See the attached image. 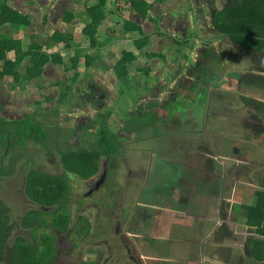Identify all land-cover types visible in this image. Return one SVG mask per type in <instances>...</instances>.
Masks as SVG:
<instances>
[{
	"label": "rangeland",
	"instance_id": "1",
	"mask_svg": "<svg viewBox=\"0 0 264 264\" xmlns=\"http://www.w3.org/2000/svg\"><path fill=\"white\" fill-rule=\"evenodd\" d=\"M61 1L30 0L25 5L34 9L39 8L41 11L39 15L30 12L29 17L34 25L31 24L30 28L6 27L0 29V32L12 36L15 41L20 43L16 49H21L23 55L19 57L20 62L17 69L22 76H25L31 67L30 58L26 54L32 43L37 41L44 46L49 43L45 52L53 56L59 55L65 62L62 66L53 65L51 78L58 75V79L64 78L65 81V76L70 75L73 77L70 79H74L73 83L76 85L86 83L87 79L92 80V77L96 78L97 81L106 84L109 88L108 104L110 107L120 100V105H125L129 110L135 103V98L127 89L126 94L121 96V81L123 79H119L115 69L125 54L135 56V59L127 65L129 73L127 77L131 78L134 83L142 85L146 84L147 79H150V84L153 86L160 82L166 86H172L184 76L183 70L188 69L198 80L186 82L188 87L183 84L182 87L202 90L198 95V92L191 90L193 105L189 106L190 104H188L187 108H184L185 103L181 106L177 102L174 106L180 111L173 115L170 114L168 117L165 114L166 110L163 111V121L171 119L173 116L185 117V121H183L191 125L189 130L192 133H188L189 137L178 133L179 138L173 137L172 144L168 143L164 137L165 132L157 124L153 132L148 133L145 138H140L147 142L133 141L128 145V148H138L149 156L153 151L160 155L162 160L163 157L174 155L173 145L178 149L188 145L187 151L184 150V154L181 156V158L183 155L185 157L182 159L183 163L180 167L174 166V164L170 165L169 160L159 162L156 158H153L154 164L151 166L152 160L147 163V154L139 155L134 152L133 155L129 153L118 159V163H122L119 165V169L117 171L110 170L106 183L101 184L98 190L94 187L103 175V171L110 164L107 156L102 157V167L97 176L89 179L85 184H82L78 179L81 178L80 176L76 177L74 209L84 207L81 200L80 206L77 203L79 195L80 198L87 197L86 204L88 206H85L84 210L81 209L82 212L75 213L74 210V219L83 214L85 218L90 219L94 230L91 237L89 236L83 244H80L74 253L63 254L61 264H80L83 258L84 261L93 262L96 260L98 252L103 253L105 259L109 258V264H132L130 255L136 257L141 264L144 261L143 257L162 258L164 251L170 245L162 239L163 235L160 238V233L151 228L158 229L159 225L162 227L166 219H168L167 225L169 226L166 228V237L163 238H169L170 241L177 238V240H185L186 243L191 242L192 244L179 242L175 244L176 248L171 253V257L168 255L170 252L165 255L169 259L171 258L173 264H186L183 261L186 259V251L190 252L187 256L192 260L195 258L194 254L199 250L202 251L201 246L193 243L195 241L192 239L197 236L195 232L199 233L202 229L199 224L202 214H199L197 209H203L202 212H204L210 205L211 200L206 202L204 194L209 192L219 194V190L226 188V185L229 187L228 192L232 193L235 184L222 183V181L227 179L226 176L229 178L237 176L239 169L234 167L238 164H247L246 166L251 167L250 178L256 179L258 176H264V133H256L252 129H247L243 124L245 118L249 117V110L253 109L240 100L241 96H246L264 101V90L258 87L242 86L238 88L237 86L240 75L252 72L253 62L244 45L247 38L243 39L242 37L250 30L249 26L251 25L245 22L243 25L237 26L239 21L234 24L231 20L232 31L237 34L233 38L230 35L214 32L209 13L207 12L205 15L196 13L202 8L206 10L207 7L204 6L206 4H202L205 3V0H161V2L147 0L153 4L151 10L148 11L150 17L156 22L161 18L158 23L151 20L150 17L141 20L138 13H133L131 4L126 3L137 0H106V14H109V17L99 29L102 44H97L94 47L92 42L82 35L85 28L83 21L88 19L87 9L99 0H76L75 7L72 5L70 8V13L74 14L73 20L64 21L63 16L56 15L55 23L51 20L43 22L45 17L52 18L53 10ZM226 1L213 0L215 8L219 11L224 8ZM115 2H121L122 7L118 9ZM246 4L247 7L242 10L241 14L247 18L251 16V19L254 17V20H259L264 13V0H247ZM135 20L140 22L141 29L145 33L143 35L147 44L143 51L139 50L136 45V41L142 38L140 29L129 33L124 28L128 21ZM72 23L77 24L72 27L70 26ZM58 29H63V33L67 32L69 35L75 36V42H72L74 47L71 50H67L64 43L58 44L53 41L52 37ZM76 46L82 50V56L79 59L76 57ZM200 50L204 53L209 51L212 55H202ZM17 58V50L8 53L7 61L0 62V72L5 66L13 67ZM254 73L261 74L255 69ZM186 76L189 77L188 73ZM55 80L48 79L44 84L45 88L43 89L48 90V95L53 90L48 87H52V82ZM0 83L9 87L10 92L15 94L17 100L28 102L31 106V108L27 106L28 112L38 109L34 107V101L36 99L41 101V98L31 99V97L37 94L39 96L44 90L40 91L37 88V81L29 84L30 82L23 78L21 82L17 83L14 76L5 75L3 78L0 77ZM14 85L27 88L11 89ZM109 85L112 87L110 88ZM57 89L63 92L67 88ZM76 89L78 88L70 89L69 100L72 99V104L80 107V102L77 103L80 101V97L76 95L78 91ZM3 91L7 92V88H4ZM179 92L178 90L176 93L179 94ZM199 95L202 98H197ZM177 97L178 95H176ZM0 100L3 99L0 98ZM169 102L173 104L174 100L171 99ZM61 109L66 110L64 106H61ZM15 110L16 114H22L24 111V109L17 108ZM137 110H139L138 113L142 111L138 108ZM0 112V117L3 118V111ZM99 112L91 110L90 115L95 117ZM46 116H41L36 120L39 128L36 132L29 130V133H23V138L16 132L5 131L6 129L1 133L0 154L3 156L0 159V198L6 201L12 209L17 222H20L27 211L33 208L30 207V201L24 190L28 173L35 168L53 174L61 173L63 172L62 161H65V157L71 153L69 152L71 149L80 151L78 147L80 146L88 149L89 153L92 151V144L97 142L98 137L96 138L92 129L88 142H85L79 133L74 131L81 127L79 123L66 122L62 126L59 114L51 115L53 117L50 118L55 119L45 120L43 118L40 120ZM117 119L118 124L123 125L128 119V115L124 118L118 116ZM6 122L11 123L9 120ZM132 127L131 124L130 128ZM173 128V124L170 123L165 126V131L168 133ZM6 132L10 133L11 144L5 140ZM143 132L149 131L143 130ZM203 147L212 149L216 154V174L213 181L207 180L209 176L205 172L207 169L206 161L203 159L205 154L201 150ZM196 148L199 150L196 151ZM173 166L176 169L172 168ZM233 168L234 172L231 174ZM179 178H182L181 185ZM245 179L246 181L250 180ZM242 181L245 182V180ZM204 187H212V190ZM92 189H94V194L90 195ZM179 189L181 190L179 191ZM164 193L169 195L166 200L163 199L166 196ZM156 194H159L157 198H155ZM188 194H191L190 202L186 205L179 204L178 200H174ZM204 216L207 218L206 213ZM203 224H205V220ZM257 224L263 225L262 221H257ZM169 231L172 232L171 235H169ZM17 234L26 235L21 227L17 229ZM151 236H157L159 237L157 239H160V243H157V247L153 248L152 252L150 245H146L151 243ZM128 250L132 254H128ZM177 252L181 254L179 255ZM178 259L180 260L178 261ZM192 264H197V262H192Z\"/></svg>",
	"mask_w": 264,
	"mask_h": 264
},
{
	"label": "trees",
	"instance_id": "2",
	"mask_svg": "<svg viewBox=\"0 0 264 264\" xmlns=\"http://www.w3.org/2000/svg\"><path fill=\"white\" fill-rule=\"evenodd\" d=\"M159 1L161 2V0ZM115 3L118 9L122 7L121 2ZM246 3L247 0H227L222 10H217L214 13L212 17L213 26L215 31L223 35H230L232 36L231 38L237 35L232 31L231 20L234 24L239 21L237 26H241L245 22L252 26V28L249 26L250 30L245 36L242 35L243 39L247 38L244 45L253 62L252 72L240 75L237 86L238 88L242 86L258 87L264 90V13L259 20H254V17L251 19V16L247 18L244 14H241L242 10L247 7ZM106 4V0H99L95 5L87 9L88 19L84 20L85 28L82 35L89 39L94 47L97 44H102L99 29L109 17V14H106ZM126 4H131L133 13H138L141 20L150 17L148 11L151 10L153 4L147 0L127 1ZM48 18L46 17V21L49 20ZM73 18L74 14L69 12L66 14L65 20L70 21ZM150 19L153 20L151 17ZM153 21L156 22L155 20ZM30 25L31 20L26 14L24 15L17 8L12 7L9 4V0H0V29L8 26L18 29L19 27H29ZM130 25L132 26L129 27ZM124 28L129 33L140 29L142 38L136 41V45L139 50L143 51L147 42L140 22L138 20L128 21L127 26ZM52 39L56 43H64L67 50H71L74 47L72 42H75V36L69 35L67 32L56 31ZM48 44L44 46L37 41L32 43L29 52L26 54L30 58L31 67L28 69V73L22 76L17 69L20 62L19 57L23 55L21 49H16L20 43L15 41L12 36L0 32V62H6L7 54L15 50H17L18 55L16 62L13 64L14 66H5L3 71L0 72V77L12 75L17 80V83L21 82L23 78L29 82L39 78L49 63H63L61 56H53L45 52ZM81 56L82 50L76 46L77 59ZM134 59L135 56L133 54H125L116 65L115 69L120 79H128L127 65ZM76 61L75 59L74 62L76 63ZM254 69L261 74L256 75ZM68 95L67 92H63L61 101L66 100ZM240 100L253 109L252 111H255V115L245 118L243 124L247 129H252L256 133H264V102L246 96H241ZM113 113V110H110L105 114L106 116L102 117L103 119L101 118V131L98 132L101 135V140L92 144V151L89 153L88 151L82 152L73 149L69 151L71 153H68L65 161H62L64 172L52 174L43 170L33 169L28 173L25 193L34 204V207L23 216L20 222L14 219L12 209L7 202L0 198V264H61L63 254L74 253L82 240L85 241L90 236L92 231L90 219L85 218L83 214L76 216L77 218L74 219V201L72 199L74 184L71 183L70 178L75 175L85 179L95 176L100 171L102 157L114 155L115 137L109 133L107 124ZM30 118L31 116L23 122L14 123H8L5 119L0 118V137H2L1 133L5 129V131L10 130V133L16 132L22 138L23 133H29V130L36 132L37 130L33 129L34 126L30 123ZM131 119L137 120V114H134ZM157 123L158 118L147 122L138 120L134 127L137 126L142 130H146L152 126L156 129ZM180 126L182 133L190 131L189 126L186 127L183 122H180ZM10 133L6 132L4 136L9 144H11ZM201 150L205 154L203 159L206 161V168L214 170V152L207 147H203ZM1 156L3 154H0V159L2 158ZM115 167L116 165L112 161L111 169L114 170ZM250 211H256L253 214L251 213L252 215L250 216H255L256 218H259V214L263 213V210L258 205L257 207H251ZM78 212L80 211L77 210L75 213ZM19 227L28 230L32 238L17 234ZM222 230L226 232L227 238H232L231 230L225 225H223Z\"/></svg>",
	"mask_w": 264,
	"mask_h": 264
},
{
	"label": "flooded vegetation",
	"instance_id": "3",
	"mask_svg": "<svg viewBox=\"0 0 264 264\" xmlns=\"http://www.w3.org/2000/svg\"><path fill=\"white\" fill-rule=\"evenodd\" d=\"M203 4H206V5H204L207 7L206 10L204 8H202V10H200V9L197 10L196 13H198V15H205L208 12L209 18H210V20H212L214 13L217 12V9L214 6L215 3L213 2V0H205V3H203ZM26 12L27 11H24V13H26ZM48 19H49V21L51 20L50 16ZM54 20H56V18H53L51 21L54 22ZM212 25H213V21H212ZM214 32L218 33L215 30H214ZM58 44H60V43H58ZM199 52H201V50ZM201 54L202 55L206 54L207 56L212 55L209 53V51L206 53H204V51H202ZM55 64L62 66L65 64V62H63V63H55V62L49 63L44 68V70L46 72L43 71L42 75L39 78H36L34 80L29 81L30 82L29 84H32L33 82L37 81V88H39L40 91L44 90V92H42L39 96L37 94L36 96L34 95L33 97H31V99L37 98V97L41 98V101L38 99H36L34 101V107L38 108V109L34 110L33 112H28L27 106L29 108H31V106L28 104V102L26 100H17L15 98V94L10 92L9 87H7L5 84L0 83V89L2 88L1 93H0V98L3 99L2 101L0 100V111L1 110L3 111V118H7L5 120H9L11 123L23 122L26 120V118L31 116L30 123H31V125L34 126V127L31 126V127H33V129H36V130L38 129V125H37L38 122L36 120L39 117L47 115L46 117L40 118V120L43 118L45 120L55 119V118H50V117H53L55 114H59L60 119L62 120V121H60L62 123V126H64L63 124H65L66 122H70L72 124L79 123V126H81V127H78V130L75 129L74 131H77L85 142L86 141L88 142V139L90 138V135H91V129H92L95 133L94 135L96 136V138L98 137L97 142H96V143H98L101 140L100 139L101 135L98 133L99 131H101V129H100L101 118L106 116L105 114H107V112H109L110 110H113L114 113L111 114V118L107 124L109 126V128H108L109 133H111L115 137V139H114V143L116 144L115 145V151H114V155L107 156V158L110 161V164H109V166H107L105 171H103V175L101 176L100 180L95 185L94 189L98 190V188L100 187L101 184L106 183V180L108 177V172L110 170L111 171H114V170L117 171L119 169V165L122 164V163H118L119 158L121 159V158L127 156L129 153L133 155L134 152H136V154L139 153V155L147 154L143 150L140 151L138 148L137 149L128 148V145L131 144V142H133V141H137L138 143L145 141V140H140V138L141 137L145 138L148 133L154 131V128L152 126H150L149 128L146 129L149 132L144 133L143 130L140 129V127H137V126L134 127L136 124V121L140 120V122H141L143 120V121L147 122V121H154L155 118H158L157 124H158L159 128L161 129V127H162V131L165 132L164 137H165L166 142L171 143V144L174 140L173 137L179 138V136L177 135L178 133L183 134L187 137H189V135H190L188 133H192L191 131H188L187 133H182V128H180L181 127L180 122H183L186 127L190 126L189 123L184 122L185 117L184 118L183 117L177 118V117L173 116V118L167 119L165 121H163V119H162V116L164 115V112H163L164 110H166V113H165L166 117H168L170 114L173 115V113L180 111V110L176 109V107L174 106L177 102H179L181 104V106L185 103L184 108H187L186 105H188V104H190L189 106L193 105L191 102L192 98L190 95L191 90L198 92L197 95L202 92V90L200 88H183L182 87V84L185 85L186 87H188L186 82H192V81L196 82L198 80L197 77L192 74L191 70L184 69L183 70L184 76L180 80H178L177 82L173 83L172 86H168V85L166 86L163 83L161 84V82L157 83L156 85L153 86V84H150L151 83L150 79H147L146 84H142V85H140L139 83H134L131 80V78H128L127 80L121 81V86H122V89L120 90L121 96H124L126 94V89H127V91L131 93V96L135 98L134 106L130 107L129 110H127V107L125 105H120V103H121L120 100H118V102H116L113 107H110V104H108V99L110 98V93L108 92L109 88L107 87L106 84H103V83L97 81L96 78L92 77V80L87 79L86 83H80V84L78 83L77 85H76V83H73L74 79H70L72 77L70 75L65 76V79H66L65 81L63 80L64 78L58 79V75H54L53 78H51V76H52L51 69H52L53 65H55ZM187 73H188L189 77L186 76ZM48 79L49 80L56 79L54 82H52L53 86L48 87L49 89H53L50 92L51 94H49V95H48V90L43 89V88H45L44 84ZM104 80H106V78H104ZM109 86H110V88L112 87L111 85H109ZM18 87L27 88V87H23L20 85H14L11 87V89L18 88ZM4 88H7V92L3 91ZM57 88H67L63 92H67L68 94L70 92V89L78 88V89H76V90H78L76 95L80 97V101H77V103L80 102L79 105H81V106L77 107L74 104H72V102H73L72 99L69 100L70 95H68V98L66 100L61 101V96H62L63 92H61V90H58ZM123 89L125 92L123 91ZM178 90L180 91L179 94L176 93ZM176 95H178L177 98H176ZM175 98H176V100H175ZM197 98H202V97H201V95H199ZM171 99L174 100L173 104H170V102H169V100H171ZM61 106H64V108L66 110L61 109ZM16 108L17 109H24V111H22V114H16L15 113ZM135 108H136V110H135ZM137 108L141 109L142 111H140V113H138L137 111H139V110H137ZM91 110H98L100 112L97 116L94 117V116L90 115ZM134 114H137V120L131 119ZM51 115H53V116H51ZM126 115H128V119L124 122V124L123 125L118 124L117 117L122 116L124 118ZM185 115H186V112H185ZM195 121H198V120H195ZM169 122L173 124L174 128L170 132L167 133L165 131L166 130L165 126H168V124H170ZM131 124L133 125L132 128H130ZM39 125H41V123H39ZM145 142H147V141H145ZM78 147L80 148V151H82V152L88 151V149L82 148L80 146H78ZM187 149H188V145H184L183 147H181V149H178V148H176L175 145H173L172 150H175L174 155H172L171 157L169 155H168V157H163V160H165V161L169 160L168 163L170 165L174 164V166L180 167L183 163L182 159L185 157L183 155V157L181 158V156H182V154H184V150L187 151ZM197 150H199V149L196 148V151ZM147 158H148L147 163L150 160H152L151 166H153V164H154L153 158H156L159 162H163L160 155L154 153L153 151L151 152V156H149L147 154ZM111 161H114V165H116L114 170L111 169ZM124 162H127V160H124ZM174 166L172 168H174ZM101 167H102V164L100 163V170H101ZM61 168L63 169V172H64L65 171L64 166H61ZM35 169H38V168H35ZM174 169H176V168H174ZM97 174L95 176H97ZM77 176L78 175H75L71 178L69 177L71 179V183L74 184V187L76 186V183H77V181H76ZM95 176H93V177H95ZM93 177H91V178H93ZM91 178L85 179V178L81 177L78 179L81 180L82 184H85V182ZM151 178H152V176H151ZM94 189H92L90 191V193H92L90 195L94 194V192H93ZM24 190H26V189H24ZM72 194H73V196H72V199H73V198H75L74 190H73ZM156 195H158V194H156ZM26 197L28 198L27 194H26ZM84 198H80V195H79V200H77V203L79 206H80L79 203L81 201H82L81 202L82 206H84V207L88 206L86 204V200H88V199H87V197H84ZM74 200L75 199H73V201ZM29 201H30V207H34V204L32 203V201L30 199H29ZM74 206H75V201H74ZM84 207H78L77 209L73 208V211L75 210V212H76L77 210H79L80 212H82L81 209L84 210ZM22 229H24V228H22ZM151 229H155V228L152 227ZM93 230L94 229H92L91 234H92ZM24 233H26V235H22V236H24L26 238H30V239L32 238L31 235L28 233V230L24 229ZM91 234H90V237H91ZM87 238H89V237H87ZM157 238H159V237L151 236V243L149 245L160 243V239H157ZM84 242L85 241L82 240V242L80 244H83ZM146 245L148 246V244H146ZM127 252H128V254H132L130 250H128ZM143 260L144 261L142 264H148V262H150V264H153V263L157 262L154 259H149V258H144V257H143ZM108 261H109V258L105 259V255L103 253L98 252L97 258L95 261L87 262V261H84V258H83L82 263H80V264H109ZM130 261L132 262V264H141L139 262V260L136 259V257H133L132 255H130ZM158 262L161 263V260H159Z\"/></svg>",
	"mask_w": 264,
	"mask_h": 264
},
{
	"label": "crops",
	"instance_id": "4",
	"mask_svg": "<svg viewBox=\"0 0 264 264\" xmlns=\"http://www.w3.org/2000/svg\"><path fill=\"white\" fill-rule=\"evenodd\" d=\"M29 2L30 0H9V4L12 7L17 8L20 12L24 13V11L27 10V12L24 13V15L26 14L29 17L30 12L39 15L41 12L39 8L34 9L31 8L30 6H27ZM25 3L27 4L25 5ZM42 4H45V2ZM72 5L73 7H75L76 0H62L60 4L56 6L55 9L53 10V16L51 20L53 18H56L57 16L59 17L63 16L64 21H66L65 20L66 14H68L71 11L70 8ZM23 8H25L26 10H24ZM45 21H46V17L45 20H43V22ZM31 24L34 25L32 20H31ZM76 24L77 23H72V25L70 26L73 27ZM58 31L63 33V29L61 30L58 29ZM255 100L264 102L257 98ZM248 113H249V117L255 115V111L252 110H249ZM214 159H215L214 170L213 169L209 170L208 168H206L207 171L205 170V172L209 176L207 180L213 181L215 179L214 177V175L216 174L215 165L217 164L215 153H214ZM242 165L240 164L235 165L234 168L239 169L237 176L235 178H231V177L229 178L226 176L227 179L225 181H222V183L230 182L235 184L234 191H232V193L228 192L229 187L226 185V188H222V190H219L220 191L219 194H216V192H214V194L211 192L204 194L205 195L204 197L207 200L206 202H209L211 200L210 205L208 207V210H204V212H202L203 209L200 208L197 209L199 214H202L199 222L202 229L200 230L199 233L195 232L197 236L193 237L192 239V241L193 240L195 241L193 243L199 244L201 246L202 251L199 250V252L194 254L195 258L193 260L188 258L187 255H189L190 252L186 251V259L183 260L184 263L192 264V262L194 263L197 262V264H264V227H263L264 226V221H263L264 176H258L256 179L250 178L251 167L246 166L247 164H242ZM234 168L231 170V174H233ZM245 178H248L250 180L246 181ZM179 180H181V182H179V184L181 185L182 178H179ZM242 180H245V182H243ZM204 188H208L209 190H212V187H204ZM180 190L181 189H179V191ZM164 194H166V196H164L163 199L166 200L169 195L167 193ZM190 195L191 194H188L187 196L184 195L181 196L180 199L175 198L174 200H178L180 202L179 204L186 205L190 202ZM155 196H156L155 198H157L159 194ZM257 205L258 207L260 206L261 210H263V213H260L261 215L259 214V218H256L255 216L250 217L253 214V212H256V211H250V208L255 206L257 207ZM205 213L207 214V218H205L204 216ZM208 216L210 217L208 218ZM204 220H205V224H203ZM261 220L263 225L260 224L261 225L260 226L259 224H257V221H261ZM167 222L168 219L165 220V223L162 225V227H160L161 225H159V228L158 229L155 228V229L157 230V233H160V238L161 235H163L162 239L166 242V244H169L170 246L164 251L162 258L161 257L154 258V260L157 262L153 264H173L171 262L172 260H170L171 258L169 259L168 256L165 255V253L170 252L168 253V255L171 257L172 256L171 253L176 248L174 247L175 244L179 242H181L182 244H192L191 242L186 243L185 240L183 241L177 240V238H174L171 241L169 240V238H163L166 237V228L167 226H169L167 225ZM223 225H225L228 229L231 230V233L233 235L232 238L226 237L225 234L226 232L222 230ZM171 233L172 232L169 231V235H171ZM202 242L204 243L202 244ZM156 245L157 244L150 245V251L153 250V248H156L157 247ZM206 247H208V249H206ZM177 253L179 255L181 254L179 252ZM159 260H161V263L158 262ZM179 260L180 259H178V261ZM148 264H150V262H148Z\"/></svg>",
	"mask_w": 264,
	"mask_h": 264
}]
</instances>
